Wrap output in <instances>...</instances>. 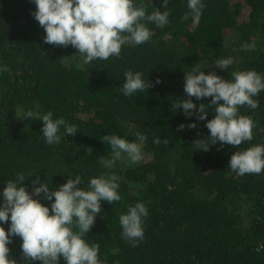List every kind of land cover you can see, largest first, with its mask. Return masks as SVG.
<instances>
[{"label": "trees", "instance_id": "trees-1", "mask_svg": "<svg viewBox=\"0 0 264 264\" xmlns=\"http://www.w3.org/2000/svg\"><path fill=\"white\" fill-rule=\"evenodd\" d=\"M202 2L200 21L193 24L191 17L181 20L187 0H168L169 23L163 28L149 23L154 35L148 42L122 46L119 58L95 60L81 69L76 49L43 43L44 30L30 14L34 3L0 0V66L9 68L0 72V193L20 173L30 193L36 177L53 190L75 175L85 180L81 187L105 173L123 177L121 200L102 201L84 236L90 245L99 244L101 264H264V171L237 176L227 167L234 152L264 145V91L253 97L259 101L256 109H239L255 126L252 141L238 148L218 142L207 152L195 150L192 142L209 135L206 121L171 109L173 100L187 98L184 73L194 66L225 80L240 70L264 75V0ZM143 3L149 14L165 10L162 0ZM242 6L249 10L245 20L238 19ZM253 42L255 51L241 49ZM227 57L235 61L227 70L215 68ZM129 69L144 73L154 87L124 96L123 73ZM191 99L198 107L211 98ZM29 110L34 117L21 119ZM48 111L76 125L77 134L67 135L61 127L60 143L45 144L39 117ZM213 117L210 109L206 120ZM193 122L197 127L189 129ZM180 124L183 131H177ZM138 131L147 137L142 152L148 161L132 164L125 157L111 169L101 166L99 158L112 155L105 135L134 141ZM156 138L168 143L157 145ZM40 202L50 208L51 201ZM137 202L145 203L149 216L144 240L132 247L121 236L119 216ZM9 224L0 226L7 231ZM21 243L12 238L10 258L41 264L21 260Z\"/></svg>", "mask_w": 264, "mask_h": 264}, {"label": "clouds", "instance_id": "clouds-1", "mask_svg": "<svg viewBox=\"0 0 264 264\" xmlns=\"http://www.w3.org/2000/svg\"><path fill=\"white\" fill-rule=\"evenodd\" d=\"M35 11L30 14L43 28V43L76 49L80 63L77 67L84 69L93 61H107L110 57L119 58L122 46L133 47L145 44L154 35L147 25L154 24L163 28L169 23L168 0H162L161 11L156 8L150 14L146 11L143 0L137 5L134 0H30ZM205 7L202 0H187V9L181 17L182 22L190 17L193 24H198ZM241 49L255 51V43H244ZM232 57L216 61V67L227 70L234 63ZM7 65L0 66V72H8ZM124 83L121 92L130 97L133 94L148 91L154 87L144 73L127 70L123 73ZM156 84L161 83L159 78ZM183 91L187 98L173 100V112L181 111L187 117L205 120L209 135L192 142L195 150L207 152L210 146L218 142L222 146L238 148L242 143L253 139V120L241 115L239 109L247 106L256 109L259 101L253 99L264 91V75L255 70H240L231 73V79L225 80L211 71L205 74L200 66H194L184 73ZM197 101L210 97L207 104L199 106ZM214 117L206 120L209 110ZM34 117L29 110L21 119ZM40 129L47 145H57L61 141L60 129L65 134L75 136L78 128L69 124L63 117L53 118L48 111L39 117ZM189 129L197 127L195 122L187 125ZM184 124L177 127L183 131ZM147 137L141 132L135 133V140L129 141L116 135H105L103 141L110 145L111 158H99L105 169L114 167L117 161L124 159L132 164H139L143 159L142 145ZM153 143L167 144L159 138ZM220 150L219 148L217 149ZM229 175H259L264 171V145H252L243 151L234 152L228 162ZM123 177L115 173H105L87 181L81 175L70 176L57 189H50L39 177L32 180L31 193L25 186L23 173L15 179H9L0 193V224H9L7 231L0 226V264H17L10 258L9 244L13 237L22 241L21 260L39 261L41 264H101L99 244L86 242L84 236L91 231L96 216L101 213V202L113 204L121 200L119 188ZM51 201L50 208L40 199ZM54 198V199H53ZM149 216L144 202L129 205L126 214L119 216L121 236L132 247L144 240V221Z\"/></svg>", "mask_w": 264, "mask_h": 264}, {"label": "rangeland", "instance_id": "rangeland-1", "mask_svg": "<svg viewBox=\"0 0 264 264\" xmlns=\"http://www.w3.org/2000/svg\"><path fill=\"white\" fill-rule=\"evenodd\" d=\"M242 0H230V2H232L233 4L238 2L240 5L242 4L241 3ZM248 13H249V10L247 7L245 6H242L241 10H240V14H239V17L238 19L239 20H245L246 17L248 16ZM147 160V156L143 155V159L141 160L140 163H144L145 161ZM148 161V160H147Z\"/></svg>", "mask_w": 264, "mask_h": 264}]
</instances>
